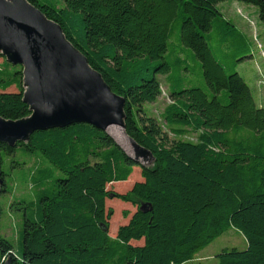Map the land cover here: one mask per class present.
Masks as SVG:
<instances>
[{"label": "trees", "instance_id": "1", "mask_svg": "<svg viewBox=\"0 0 264 264\" xmlns=\"http://www.w3.org/2000/svg\"><path fill=\"white\" fill-rule=\"evenodd\" d=\"M27 1L60 25L125 99L126 133L153 161L135 162L113 137L88 124L36 132L15 147L0 143V197L7 193L4 154L24 147L45 162L33 177L36 200L18 203L25 205L20 250L0 231V264H185L231 228L248 245L223 250L219 264H264V105L237 70L255 57L254 42L264 59V45L259 39L260 49L219 10L238 1L256 7L264 25V0ZM176 32L183 49L177 53L170 50ZM214 32L222 47L235 49L229 69L210 47ZM185 49L208 89L187 80L193 64ZM23 79L21 66L7 60L0 66V117L31 116ZM163 85L171 102L161 123L145 106L159 100ZM12 87L17 92H8ZM165 128L176 138L171 143ZM136 166L142 182L125 194L107 189L130 184ZM108 198L136 207L116 237L109 234Z\"/></svg>", "mask_w": 264, "mask_h": 264}, {"label": "water", "instance_id": "2", "mask_svg": "<svg viewBox=\"0 0 264 264\" xmlns=\"http://www.w3.org/2000/svg\"><path fill=\"white\" fill-rule=\"evenodd\" d=\"M0 54L23 68V101L32 112L17 121L0 117V143L15 147L36 132L74 124L106 133L116 126L126 133L125 99L112 91L61 26L27 0H0ZM130 140L132 153L123 149L129 157L141 165L151 163V152Z\"/></svg>", "mask_w": 264, "mask_h": 264}, {"label": "rangeland", "instance_id": "3", "mask_svg": "<svg viewBox=\"0 0 264 264\" xmlns=\"http://www.w3.org/2000/svg\"><path fill=\"white\" fill-rule=\"evenodd\" d=\"M52 1H60L62 5H65V0H41V3L46 4L47 2ZM245 6L248 5L238 1H227L219 5V10L222 12L225 18L233 20L234 18L232 16V13L237 14L238 8ZM250 7L254 10L252 13L249 14L245 11H239V14H243L245 16V21L250 25L251 40L254 42L260 39V41L264 45V25L259 20L258 9L253 6ZM172 43L170 46V50H175V53H177L179 50H183L181 48V43L177 32L173 36ZM209 43L216 57L222 61V64L225 65L227 69H229V67L233 64L234 57L232 56V51L235 49L233 47H222L216 32H214L213 35L209 38ZM258 46L260 49H262V45L260 43L258 44ZM252 49L255 51L256 60H258V55L256 54V52H258L259 49H257L255 42L252 46ZM185 50L187 51H185L184 57L189 58V63L193 64L194 61L193 59H191L190 55L192 53V50ZM240 56L241 55H238L237 57ZM255 58L242 62L237 67V70L251 86L255 98H257V88L264 90V71L262 69H259L260 81H258ZM6 60V57L0 56V66H3ZM191 70L193 71V75L187 78L191 86L208 89L199 68L193 64V66H191ZM158 77L159 79H161L162 75H159ZM162 90L163 94L156 103L147 104L145 106L147 114L150 117L159 118V120L161 119V114L163 113L165 106L171 102L168 98L167 88L165 85H163ZM8 92H17V89L15 87H12L8 90ZM159 122L162 123V120H160ZM165 132L170 143L176 139L175 136L169 131V129L165 128ZM108 134L113 137L121 147L124 146L126 148H130L132 153V142L128 135L121 128L116 126L110 127V129L108 130ZM44 166L45 162L39 153H31L24 147L17 148L15 154L13 155L4 154V163L2 168L4 173L6 174L7 193L1 195L0 197V204L2 207L0 231L4 237L14 243L16 251L20 250L19 236L23 222V210H21L20 208L36 200L38 188L37 186H33V177L35 176L37 170L43 168ZM57 174L59 176H63V174L59 172H57ZM132 176L134 180L130 182V184L124 182H116L113 184H109L107 186V189L111 192H116L119 194H125L129 192L133 188L135 183L143 181L141 168L138 166L134 167V172L131 175V178ZM131 178H129V180ZM19 202H24L25 205H20L18 204ZM106 209H111L114 213L110 219L109 228V234L112 237L117 236L114 234L118 232L119 227L127 224L131 216L136 212V207H134L132 204L123 202L119 199L110 198H108L106 201ZM124 212H128L130 214V217L126 219L123 215ZM133 244L142 245L143 241L134 242ZM247 245L248 244L245 236L237 229L231 228L224 234L219 236L217 239H215V241L208 247L199 252L195 256L193 261L187 262L185 264H219L217 255L223 250L233 248L245 250L247 248Z\"/></svg>", "mask_w": 264, "mask_h": 264}, {"label": "crops", "instance_id": "4", "mask_svg": "<svg viewBox=\"0 0 264 264\" xmlns=\"http://www.w3.org/2000/svg\"><path fill=\"white\" fill-rule=\"evenodd\" d=\"M239 11H243V12L245 11L246 13L250 14L254 10L250 6H245V7H239L238 11H237V14L232 13V16L234 18L233 19L234 23L251 40V37H250V32H251L250 25H249L248 22L245 21V16L243 14H239ZM256 54L258 55V60H256V58L254 57L255 61H256V65L257 66L259 65L262 68V70L264 71V59L260 56L259 52H256ZM256 69H257L258 81H260V74H259L258 67ZM256 96H257L256 100H257L258 104L260 106L264 105V90H262L260 88H257ZM114 235H117V233L114 234Z\"/></svg>", "mask_w": 264, "mask_h": 264}, {"label": "bare ground", "instance_id": "5", "mask_svg": "<svg viewBox=\"0 0 264 264\" xmlns=\"http://www.w3.org/2000/svg\"><path fill=\"white\" fill-rule=\"evenodd\" d=\"M114 127V126H113ZM110 129V128H109ZM108 129V130H109ZM124 137V136H123ZM126 140H127V138H126ZM129 146V145H128ZM123 147V149L127 152V153H129V154H131V149L130 148H126V147H124V146H122Z\"/></svg>", "mask_w": 264, "mask_h": 264}, {"label": "built area", "instance_id": "6", "mask_svg": "<svg viewBox=\"0 0 264 264\" xmlns=\"http://www.w3.org/2000/svg\"><path fill=\"white\" fill-rule=\"evenodd\" d=\"M258 42V41H257ZM259 43V42H258ZM264 55V54H263Z\"/></svg>", "mask_w": 264, "mask_h": 264}]
</instances>
